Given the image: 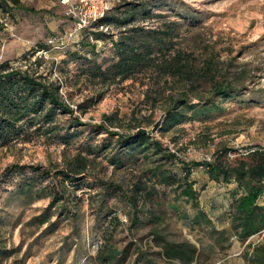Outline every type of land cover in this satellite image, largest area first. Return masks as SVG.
I'll list each match as a JSON object with an SVG mask.
<instances>
[{
  "label": "rangeland",
  "instance_id": "1",
  "mask_svg": "<svg viewBox=\"0 0 264 264\" xmlns=\"http://www.w3.org/2000/svg\"><path fill=\"white\" fill-rule=\"evenodd\" d=\"M7 1L0 9V64L58 86L73 114L58 113L50 127L57 137L0 149V264H182L163 259L157 234L195 247L191 264H249L264 232L246 242L233 235L237 184L211 182L197 164L221 152L232 162L264 147V0H110L107 19L114 21L83 31L60 0ZM143 2L150 17L130 21ZM174 23L175 49L197 70L212 61L239 88L209 106L178 109L182 117L169 124L177 101L210 96L207 82L191 87L162 72L175 52L125 81L97 73L118 62L115 44L131 31ZM139 133L148 139L146 150L131 139ZM78 154L89 161L85 178L65 186L66 202H53L49 194L63 189L57 175ZM186 168L199 192L197 208L176 201L179 191L154 177L167 170L182 178ZM135 195L146 203L131 207ZM200 212L210 223L194 222ZM44 216L48 222L40 225ZM111 252L117 256L108 260Z\"/></svg>",
  "mask_w": 264,
  "mask_h": 264
},
{
  "label": "trees",
  "instance_id": "2",
  "mask_svg": "<svg viewBox=\"0 0 264 264\" xmlns=\"http://www.w3.org/2000/svg\"><path fill=\"white\" fill-rule=\"evenodd\" d=\"M12 1L15 4L18 3L17 0ZM8 3L7 0H0V9L3 5L6 7ZM138 7L140 11H137ZM134 8H136L135 13H130V21H134L136 15L141 13V23L144 24L150 17L147 2L136 5ZM108 20L114 21V18L107 19L106 16L97 26H103ZM115 22L119 25L123 23L118 19H115ZM178 29L179 24L174 23L173 25L161 24L148 32L142 27L131 31L132 35L123 37L119 43L115 44L118 62L110 70L97 73V76L103 79L111 77L125 81L137 73L145 72L153 62L166 58L168 53L175 52L172 61L167 67L162 68V72L166 76L185 79L191 87L199 81L207 82L210 85L208 89L210 96L204 98L202 94L196 95L197 104L187 101L188 95L185 96L186 100L177 101L174 109L168 114L169 124L177 122L182 117L178 109L194 111L201 105L209 106L213 98L226 96L232 90L239 88L233 84L234 78L229 80L227 76L219 75L217 66L210 60H205L200 69H195L185 55L175 49L178 45L175 41ZM59 112L73 114L60 96L58 86L43 83L31 76L29 72L10 68L8 63L0 64V149L30 142L41 135L49 134L57 137V128L50 127L56 122ZM132 138H136L133 143L142 146L144 150L147 149L148 139L145 138L144 133H139ZM197 166L205 168L211 182L228 185L234 181L237 184L238 188L234 192L236 200L230 215V230L238 240L246 242L251 237L264 232V206L258 205L259 200L264 197V147L251 149L232 162L227 159L226 152H221L213 162H203ZM67 167L65 171L57 175L62 177V193L49 194L53 197V202L67 201L65 186L68 184L78 186L83 181L89 161L85 156L78 154ZM189 172L186 168L184 177L179 178L167 170L161 174L157 171L154 177L158 179L160 186L175 187L179 191L176 201L185 199L197 208L199 192L194 188V184L189 182ZM139 192L141 188H138L137 194ZM136 196L138 195L130 200L133 208L137 207L139 200L146 203V196L143 198ZM47 219L46 216L38 219L40 225L47 223ZM153 219L155 220L151 223L158 225L156 221L158 218ZM194 222L196 224L210 223L203 212L194 217ZM132 223L137 224L138 219L133 218ZM155 241L161 248V256L167 262L178 261L182 264H191L197 258L198 252L193 246L169 243L160 234L156 235ZM110 255L108 260H113L117 252H111ZM247 259L249 264H264V244L252 248Z\"/></svg>",
  "mask_w": 264,
  "mask_h": 264
},
{
  "label": "built area",
  "instance_id": "3",
  "mask_svg": "<svg viewBox=\"0 0 264 264\" xmlns=\"http://www.w3.org/2000/svg\"><path fill=\"white\" fill-rule=\"evenodd\" d=\"M60 4L71 9L72 20L79 31L92 30L110 10V0H60Z\"/></svg>",
  "mask_w": 264,
  "mask_h": 264
},
{
  "label": "crops",
  "instance_id": "4",
  "mask_svg": "<svg viewBox=\"0 0 264 264\" xmlns=\"http://www.w3.org/2000/svg\"><path fill=\"white\" fill-rule=\"evenodd\" d=\"M76 1V0H75ZM50 5L52 6L53 4L52 3H50Z\"/></svg>",
  "mask_w": 264,
  "mask_h": 264
}]
</instances>
